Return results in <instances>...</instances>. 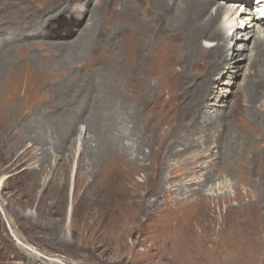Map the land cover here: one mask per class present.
<instances>
[{
  "label": "rangeland",
  "instance_id": "1",
  "mask_svg": "<svg viewBox=\"0 0 264 264\" xmlns=\"http://www.w3.org/2000/svg\"><path fill=\"white\" fill-rule=\"evenodd\" d=\"M97 1L0 0V264H264V67L177 69L134 122L126 55L72 50Z\"/></svg>",
  "mask_w": 264,
  "mask_h": 264
},
{
  "label": "bare ground",
  "instance_id": "2",
  "mask_svg": "<svg viewBox=\"0 0 264 264\" xmlns=\"http://www.w3.org/2000/svg\"><path fill=\"white\" fill-rule=\"evenodd\" d=\"M67 1L69 4L74 2ZM221 2L224 4L210 12L214 5L212 0H99L97 6L90 8L88 24L79 42H73L72 50L91 52L93 43L100 41L103 51L111 50L113 57L119 58L117 62H121L120 55L124 53L130 63L131 75L126 80L132 95V116L137 115L135 95L139 97L147 91L151 96L152 89L156 96L148 103V109L159 111L162 89L178 79L175 75L177 69L180 80L194 75L202 77L205 85H210L212 76L233 56L235 59L231 68L237 72L244 60H247L245 66L249 74L256 62L264 67V13L259 16L261 19L252 12L239 14L232 11L238 0ZM231 4L232 7L228 8ZM254 7L264 10V4ZM222 18H227L225 28L218 24ZM234 18L244 23L234 24ZM106 20L112 26L104 25L102 30L101 25ZM116 33L118 36L113 38ZM107 34L114 41L106 39ZM102 37L105 39L101 40ZM216 40L218 43L213 46L211 43ZM246 40H251V47H244ZM244 51L252 55L248 57L242 53ZM152 80L155 86H151ZM247 82L244 79V85ZM70 211L69 208L66 212L68 221ZM26 249L37 254L32 247Z\"/></svg>",
  "mask_w": 264,
  "mask_h": 264
},
{
  "label": "clouds",
  "instance_id": "3",
  "mask_svg": "<svg viewBox=\"0 0 264 264\" xmlns=\"http://www.w3.org/2000/svg\"><path fill=\"white\" fill-rule=\"evenodd\" d=\"M256 6H258V4ZM258 10H260V11H258ZM258 10H256L255 12H257L258 14H260V16H262V14L264 13V10H261V9H258Z\"/></svg>",
  "mask_w": 264,
  "mask_h": 264
}]
</instances>
